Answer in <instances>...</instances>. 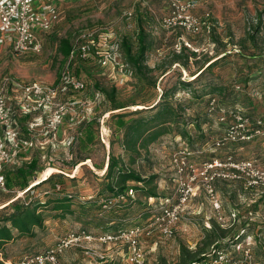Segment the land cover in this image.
Segmentation results:
<instances>
[{
	"label": "rangeland",
	"instance_id": "374dc122",
	"mask_svg": "<svg viewBox=\"0 0 264 264\" xmlns=\"http://www.w3.org/2000/svg\"><path fill=\"white\" fill-rule=\"evenodd\" d=\"M61 7L60 20L46 36L40 54H18L7 46L0 47V87L6 78L22 84L54 85L62 72V56L58 53L60 40L71 35L75 42L83 33L105 28L114 29L121 38H127L134 51L143 30L149 45L146 64L157 69L145 79L129 67L121 81L115 83V76L104 72L96 62L75 60L74 73L86 82L87 89L80 93L70 91L59 99L64 104L78 100L74 109L77 117L73 123L65 121L57 131L47 134L34 125L38 114L23 115L17 110V105L24 100L22 91L11 92L12 105L20 120V138L30 141L23 150L19 167L37 157L41 171L31 179L30 185L51 179L20 198L31 206L48 203L39 210L45 220L44 228H35L34 237H17L6 245L2 258L5 256L8 264H23L27 257L54 247L70 231L79 228L100 235L149 224V216L154 215L158 207L139 190L143 184L130 182V186L138 188L133 196L128 195L118 202L111 198L107 185L113 181L105 177L110 156L119 161L120 167L134 170L145 179L154 177L148 189L156 190L160 198L174 194L172 159L185 148L199 150V162L233 155L240 160L256 159L264 166V139L230 144L212 151L214 141L223 136L225 126L218 123L217 114L208 113L209 100L214 97L222 107L238 108L252 118L264 117V0H199L192 13L203 19L209 15L210 27L209 33L204 29L199 35L181 30L173 32L160 26L161 18L170 9L168 0H73ZM130 11L133 16L128 18L126 13ZM182 47L197 53L195 58H190L187 67L175 63V55ZM201 71L202 76L194 81ZM96 84L109 95L99 92ZM113 87L118 89L114 93ZM220 87H223L222 92L217 91ZM167 91L175 92L170 102L179 121L184 123L192 118L199 122L198 126L182 125L189 135L185 140L178 136L176 124H170L167 134L147 148H140L138 144V152L132 156L124 146L125 129L118 128V117L125 115L126 120H130L153 115L157 110L149 109L163 100ZM92 120L97 122L94 143L81 152L78 150L79 128ZM80 152L82 155L77 157ZM81 157L91 159L74 167ZM7 170L9 168H3L0 177H5ZM216 186L227 216V228L232 229L230 237L241 234L245 223L250 221L249 212L253 214L248 228V235L253 238L248 241L252 243L255 260L264 264V199L255 200L254 192L243 191L238 184L220 182ZM18 197V190L9 192L0 188V209ZM63 199L70 200L69 209L54 210L56 204L52 201ZM106 200H112L113 204L105 208ZM234 208L247 219L231 222L228 214ZM5 213L0 212V219ZM211 221L217 222L216 214L201 191L190 203L173 238L165 239L158 234L144 238L150 264H155L160 257L169 263H178L181 248L186 246L194 251L204 237V229L212 226ZM235 243L238 242L232 243L228 238L222 241V247L235 256L234 251L238 254L242 251L234 247ZM90 247L106 255L108 262L96 260L82 248L72 247L60 256L61 263L125 264L119 256L125 251L121 247L97 243Z\"/></svg>",
	"mask_w": 264,
	"mask_h": 264
},
{
	"label": "built area",
	"instance_id": "2783aa9c",
	"mask_svg": "<svg viewBox=\"0 0 264 264\" xmlns=\"http://www.w3.org/2000/svg\"><path fill=\"white\" fill-rule=\"evenodd\" d=\"M168 1L170 9L160 20L162 28L171 31L181 30L190 35H199L204 29L210 32L209 15L203 19L192 13L199 0ZM126 16L131 18L133 12H127ZM59 20L60 11L51 0H0V47L7 46L18 54H40L44 49L46 36L52 33ZM78 59L82 62L88 60L96 62L104 72L115 76V83L121 81L129 69L122 57V38L114 29L105 28L97 32L83 33L75 39L58 84L51 86L38 83L22 84L6 78L0 87V171H3V168L19 167L23 150L30 145L29 140L20 138V120L12 105L11 92L19 89L24 94L23 102L17 105V110L21 114H38L34 124L36 128H42L46 134L55 132L63 122L75 121L77 115L74 109L79 104L78 100L64 104L60 102L59 96L70 91L80 93L87 89L86 82L78 78L73 70L72 63ZM208 113L217 114L218 123L225 126L223 136L214 141L212 151L226 148L230 144L264 139L263 116L252 118L238 108L222 107L214 97L209 100ZM198 154V151L185 148L173 155L174 194L150 198L158 209L154 215L149 216L150 221L146 226L104 232L100 235L79 228L70 231L54 247L27 257L23 264H62L60 256L72 247L82 248L96 260L99 258L101 262H108L106 255L99 254L90 247L93 243L125 249L123 254L119 255L125 264H150L143 244L144 238H151L154 234L165 239L173 238L190 203L199 192L204 191L216 214L217 222L224 228L229 225L226 223L223 201L216 188L218 183L238 184L243 191L254 192L258 198L264 197V166L256 159L240 160L233 155H227L225 158L199 162ZM34 187L30 185L27 191L33 193ZM0 188L5 190L4 176L0 177ZM27 191L20 192L18 198L24 196ZM133 193L134 191H130L129 195L133 196ZM119 199L113 201L118 202ZM113 201L106 200L104 207L112 205ZM252 217L253 214L249 212L250 221L245 223L241 233L245 237L234 245L238 250L242 248L239 254L234 251L236 254L234 256L223 247H213L206 260L193 264H261L255 260L252 243L248 241L253 238L248 235ZM228 218L233 223L240 221L241 218L247 219L245 215H240L236 208L229 211Z\"/></svg>",
	"mask_w": 264,
	"mask_h": 264
},
{
	"label": "trees",
	"instance_id": "16d2710c",
	"mask_svg": "<svg viewBox=\"0 0 264 264\" xmlns=\"http://www.w3.org/2000/svg\"><path fill=\"white\" fill-rule=\"evenodd\" d=\"M138 48L136 51L133 50L132 45L128 42L127 38H122V57L124 61L128 64L129 67H132L133 71L137 73L139 76L147 79L148 74L155 73L156 68H150L146 64L147 60V53L149 51V45L147 43V36L143 30L139 33V39H138ZM74 46V39L71 35H69L66 38H63L59 42L58 47V53L62 56L61 61V69L62 72L65 69L67 62L69 60V57L71 55V51ZM188 52V55L184 56L185 53ZM177 59H175V63H180L181 65L188 66L190 58H195L197 56L196 52H190L186 47H182L180 53L175 55ZM252 58L255 56L250 55ZM72 66L74 64L72 63ZM79 68V67H78ZM62 72L59 74L55 84L59 83L60 77ZM79 72L76 70V74ZM203 71L199 72L195 77V80H198L200 76H202ZM190 84V83H188ZM156 86V84L154 83ZM190 86V85H185ZM96 89L99 92L104 93L105 95H109V93L100 87V85L96 84ZM113 93L118 90L115 87H113ZM223 87H220L218 89V92H222ZM170 91H167L164 93V99L161 100L157 105H155L153 108H150L149 110L155 111L156 113L149 117H140L135 119L126 120L125 115H121L118 117V128L119 129H125L124 133V146L127 149L129 153L134 156L138 152V144H140V148H147V146L151 143L156 142L160 137L167 134L170 124H176L177 134L182 139H188V131L185 129H182V125H194L197 127L198 121L192 118H187L184 123H181L179 121V115L176 112L175 107L171 104L170 98L173 96L175 92L171 91L172 93H169ZM111 94V93H110ZM123 108V107H120ZM119 109V108H117ZM97 123L96 121L92 120L89 123H84L79 128V134H80V146L78 150L81 152L89 145H92L94 143V125ZM200 126V125H199ZM149 136V137H147ZM192 143V142H190ZM193 145V144H192ZM190 149L194 151H199L196 149H193L192 147H189ZM76 154L77 157L81 156L82 153ZM134 158V157H132ZM90 157H81L78 161L74 164V167H77L80 163L86 162L90 160ZM40 170L39 168V161L38 158L35 157L27 163L26 165L20 166L19 168H10L5 172V181L4 186L5 190L7 191H19L24 192L27 191V189L30 187V181L31 179L38 173ZM107 180H112L109 185H107V189L112 193V199H119L122 197H126L129 195L130 191H134L135 189L138 190V188L132 187L129 185L130 182L134 183H140L143 184V188L139 189L145 194L148 195V198H160L159 194L156 190L148 189L153 180V178H143L139 173H137L134 170H128L124 167H120L119 161L115 159L114 157L110 156L109 163L107 165L106 169V175ZM51 179V178H50ZM50 179H47L45 181H42V183L49 181ZM42 183H39L35 185L34 188H37ZM29 192L27 191L25 195H27ZM15 198L12 197L10 199L13 200ZM56 205L54 207V210L56 211H63L64 209H69L70 200L63 199L60 201H52ZM48 203H38L35 206H31L24 204L20 198L12 201L7 206H4L2 209H0V212L5 213V215L0 219V255L4 253L3 250L10 242L14 241L17 237H34L35 236V228H44V217L39 212V210L46 206ZM211 227L204 229V237L200 241V243L197 244L196 249L193 251L190 250L189 247L183 246L180 250V258L178 263L174 264H193L196 262H201L203 260H206L213 247H222V241L229 238V241L233 242H239L242 239H244V234H238L235 237H230L231 235V228H224L216 221H211ZM84 229V228H83ZM118 231V230H116ZM15 232L18 233V235H15ZM91 233V232H90ZM0 264H8L7 259L5 256L2 258L0 257ZM155 264H172L169 263L164 257H160L158 261H156Z\"/></svg>",
	"mask_w": 264,
	"mask_h": 264
},
{
	"label": "crops",
	"instance_id": "0c3cea01",
	"mask_svg": "<svg viewBox=\"0 0 264 264\" xmlns=\"http://www.w3.org/2000/svg\"><path fill=\"white\" fill-rule=\"evenodd\" d=\"M54 4H56L57 5V7H58V9H59V11H60V9L62 8L61 6H62V4H64V3H67V2H70V1H63V0H51ZM71 1H73V0H71ZM177 31H179V30H177ZM173 32H175V31H173ZM50 35V34H49ZM46 40V39H45ZM253 195L255 196V200H261V199H264V197L263 198H258L256 195H255V193H253ZM3 252H4V250H3ZM5 254H6V252H4ZM2 257V256H1Z\"/></svg>",
	"mask_w": 264,
	"mask_h": 264
}]
</instances>
